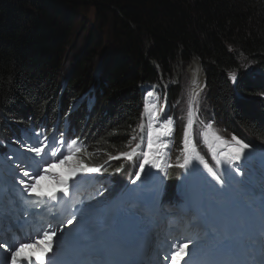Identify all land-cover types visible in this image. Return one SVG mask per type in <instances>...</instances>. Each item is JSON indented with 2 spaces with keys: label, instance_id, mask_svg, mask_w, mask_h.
<instances>
[{
  "label": "trees",
  "instance_id": "trees-1",
  "mask_svg": "<svg viewBox=\"0 0 264 264\" xmlns=\"http://www.w3.org/2000/svg\"><path fill=\"white\" fill-rule=\"evenodd\" d=\"M90 7L99 24L72 62L76 22L88 28ZM111 8L120 13L110 19L114 44L104 53L93 30L110 26ZM143 31L153 40L149 51ZM182 47L186 62L198 55L206 64L202 121H216L225 139L238 136L264 149V0H0V127L8 135L13 127L28 128L55 142L71 137L92 153L79 154L88 164L116 156L141 135L142 87L160 77L154 63L170 73V59ZM189 95L188 85L170 91L176 134L163 204L179 200L183 169L175 165L183 159ZM203 129L197 119L196 149L213 165Z\"/></svg>",
  "mask_w": 264,
  "mask_h": 264
},
{
  "label": "snow or ice",
  "instance_id": "snow-or-ice-1",
  "mask_svg": "<svg viewBox=\"0 0 264 264\" xmlns=\"http://www.w3.org/2000/svg\"><path fill=\"white\" fill-rule=\"evenodd\" d=\"M232 79L235 81V75H233ZM152 95V93H149V96ZM193 99H195V97ZM155 109V103L146 105V111L151 114L146 135L147 150H143L140 143H137L132 147V141H130L128 145L130 151L120 152L116 156H112L111 154L108 155L109 160H118L123 157L128 161H132L133 158L138 155L139 150V155H142V161L138 162L139 171L135 173L137 180H139L141 174L145 172L146 166L163 171L164 176L169 175L164 164L165 156L163 150L169 148L170 140H165L164 137L172 136L174 131V121L172 117L168 116L159 127H156L160 114L155 111ZM193 117L194 111L190 106L188 110V120L182 138L183 148L181 149V154L183 159L182 162H180V157H177L178 163L175 166L180 169L188 170L189 165L193 164L194 160L198 161L200 165H203V168L212 179L215 180L217 184L223 186L226 183L225 178L218 174L212 166H209L208 162L196 149V145L192 139ZM138 127L141 132H144L145 125L143 123ZM212 128V124L206 125L205 131L202 135L205 143H209V135H211L216 144L224 149L223 151L217 152V149L209 144L210 151H212L214 157H219L216 159V165L219 166L222 160L227 165H235L236 162L241 160L245 149L249 146L234 136L232 137L234 144L229 143L216 132L212 131ZM132 140H136V137L133 136ZM61 144L68 150L66 155L63 153H59L58 155L53 149L51 151V156L56 159L45 161L43 166L37 162L36 170L33 172L27 170L23 171L22 175L27 179H21L19 183L23 186V191L29 196L35 195L40 200L47 198L48 200L56 201L58 199L57 192L63 193L64 196L69 194V181L71 180L73 184H75V178L78 174L97 173L101 171L103 167L102 165L100 167H90L84 163L79 154L83 153L84 155L91 157L92 153H89L86 148L77 146L76 140H72L71 142L61 141ZM30 151L39 157L45 152V149L32 147ZM60 156H62V158H59ZM171 166L172 165H167V167ZM122 167L123 165H121V168ZM195 167L196 166L193 165V170H195ZM121 168H117L116 171H120ZM235 171L240 173L238 165L236 166ZM44 183L50 185L47 190H45ZM67 223L72 224L73 220L69 219ZM37 235L39 236L40 234ZM56 236V231H43L42 236L35 240H32L31 237H29L28 241L12 243L5 241L0 243V249L5 253L4 264H9V256L10 264H45L46 257L53 250L54 238ZM192 243L193 242L190 240L186 242H176L171 246L174 250L169 254H165L164 259L168 261V264H181V261H184V264H187L185 257L188 255V250ZM49 264H51L50 261Z\"/></svg>",
  "mask_w": 264,
  "mask_h": 264
},
{
  "label": "rangeland",
  "instance_id": "rangeland-1",
  "mask_svg": "<svg viewBox=\"0 0 264 264\" xmlns=\"http://www.w3.org/2000/svg\"><path fill=\"white\" fill-rule=\"evenodd\" d=\"M111 9L109 11H107V13L109 14V17H110L109 20H108V23H110V26H104V30L103 29H99V30H96V31L93 30L95 35L98 38L101 37L102 41H103V44L106 45L105 46L106 50L104 51V53L107 52L108 48L111 45L114 44V41H113V38H112L113 26L111 25L110 19H112L111 17H113L112 16L113 13L115 15H116V13H118V14L120 13L119 9H117V8H111ZM89 10H91V11H89ZM89 10H88L89 11V14H88L89 18H87V20L89 19L88 20L89 22L87 21L88 23H84L86 25V27H88V28H85V30L82 31V30H80V26H79L80 22L78 21L79 24H77V22H76V28L78 29V33H75V35H74L75 44H74V47H72V49H71V51L69 53V56L72 59V62H73L75 57L76 58L79 57V54H78L79 52L78 51H79V49H82L81 43H83V44L85 43V41L87 39L86 36L89 34L90 30L93 29V28L97 29L98 24H99L98 19H95V17H94L95 16L94 7L93 8L90 7ZM133 28L135 30H138L137 27H133ZM141 39L143 41L144 48L149 51L152 48V46H153L152 38L150 37V35L147 32L143 31V33L141 34ZM180 49L181 50L176 53L178 55L175 58H171L170 59V63H169L170 64V70H171L170 73H165V71H163L162 68L155 66L156 69H158L159 72H160V75H159L160 77H159L158 82L160 81V82L164 83L163 87L164 88L166 87V88L169 89V94H170V91L172 90V88L174 86H179L181 84L182 85H188V88L190 89L191 83H192L191 74L187 70V66L190 65L191 61L194 58H196V56L194 55V57L189 62H186L184 60V47H182ZM199 61L201 62L202 67H204V70L207 71L206 64H204V62L201 59H199ZM69 64H70L69 65V67H70L72 64H71V62ZM246 64H251V63H249V62L247 63L246 62ZM178 65H181L182 71L180 72L179 76H176V81L174 82V80H173V78L175 77L174 70L176 69L175 67H177ZM95 66L97 67L98 65L96 64ZM66 70H67V68H66ZM206 71H205V75H206L205 78H207ZM67 73H68V71L66 72V75H67ZM65 81H66V79H64V82ZM171 81H172V83L169 85V83ZM206 83H207V79H206ZM150 87L151 86L145 87V98L144 97L143 98L145 100L146 105L152 104L151 102H147L146 101L147 96H148V94L150 92ZM159 89H160L159 86H155V88H153L151 90V93L153 94V96L157 98V101L155 102V104H156L155 111H157V108H158L159 104L164 102L163 100H166V97H167ZM85 95H87V94H85ZM85 95H83L82 97H84ZM190 97H192V92H190ZM181 104L182 105L185 104V96H183V92H181ZM190 106H191V108L194 111V118H195V115L198 114L197 110L200 108L198 106V104H197V100H196V102H192L191 99H190ZM169 108H170V104H169L166 116L167 117L168 116L172 117V119H173V121L175 123V117L173 116V114L171 113V110H169ZM150 115L151 114L146 111V106H145V121H144V125H145L146 135H147V131H148V124L150 122ZM200 116H201V118H203L202 114ZM212 125L214 127H216L217 126V122L213 121ZM173 128H174V131H175V126L174 125H173ZM212 131L215 132L216 130L214 128H212ZM173 135L174 134L172 133V138H173ZM0 139H2L1 135H0ZM226 141H228V140H226ZM228 142L234 144V141H232V139H230ZM171 144H173V139H171ZM207 144H208V146H209V144H211L212 147H215L217 149L216 142L212 139L211 135H209V143H207ZM169 148H168V150H169ZM170 150H169V152H168V154L166 156V160H168L167 165H170V161H169ZM112 155H115V154H112ZM9 157L14 159V160H16V161H19L21 164L30 163L31 164L30 165L31 169H34V167H35L30 161L27 160V157L24 154L20 153V152H18L16 154L15 153H10ZM249 158L252 161L251 163H253L255 165H258L262 169H264V155H263V153L262 154H258V153L255 154V153L251 152V154L249 155ZM100 160H103V159H100ZM236 165H239V163H237ZM200 170H202V169L200 168ZM203 172H204V174L206 176L204 174L201 176L199 174V172H197L196 170H193L192 164H191V165H189L188 170H185L184 178H183V191H185L186 193L188 192L187 195H189L188 197H190V198L193 195H195L197 203H198V208L195 209L194 212H190V213H185L182 208H174V207L169 208V210H170L169 213H173L174 211L175 212L176 211H178V212L180 211L178 216L169 217L168 216L169 213L165 214L166 218L162 220L161 227H159V228L154 230L155 243H157L158 246L161 247V249L157 251V256L158 255L162 256L163 264H168V261H166L164 259L165 254H169L172 250H174V248L171 247L172 246V240H173L172 238L177 237V239L181 238V239H185V240H192V242H193L192 244H196L195 245V250L197 248H199V251H202L203 249L206 248L207 245H213L214 247H218L220 244H222V243L226 242V240L230 239L232 234H233V232H232V226H233V223H234V221H233L234 213L233 212H232V215H231L232 216L231 221L226 220V216L223 218V220H218L217 221V226H216L217 232L216 231L215 232H210L209 230L207 232H205L204 229H203V224L197 225V226H196V224L192 225L194 220L201 219L202 223L204 221V218H203V215H202V211L200 209V198H201L200 191L202 190V188H201V179L206 177L207 180H211V176L207 173V171L205 169H204ZM217 172H218V174H220L222 177L225 178L226 185L230 187V183L228 182V179H227V176H229V175H227L226 177H225V175H223L224 169L223 168L222 169H218ZM3 180L7 182L8 186L13 185V183L8 181L5 176L3 177ZM164 181H165V178H164ZM164 181H163L162 187L160 189H158V191H157L158 196H161V194H162ZM260 181L264 182V179L261 178ZM135 183H136V181H135ZM44 184H45V189L47 190L50 187V185H48L47 183H44ZM133 185H131L130 187H132ZM200 188H201V190H200ZM237 188L238 189L242 188V190L244 191V187L243 186L241 187V185H238ZM240 194H243V192L240 191ZM223 196L227 200H232L230 195H228V193L224 192ZM7 197H9V196L5 195V194L0 196V211L2 212L3 215H7V214L23 215L24 212L27 211L26 207L29 206L30 203H28V201L25 198H21V196H19V195L16 196V197H19V198H14V197L7 198ZM24 197H27V196L25 195ZM90 202H91V200H88L86 204H89ZM151 213H153L152 210H151ZM33 214H35V213H33ZM158 214H159V210L155 214V218L156 219L158 218ZM31 216H33V215H31ZM60 217H61V213L59 212V213H57V214H55L53 216V219L54 220L55 219L58 220V219H60ZM211 219H213V215H211ZM55 222H58V221H55ZM209 222L211 224L213 223V222H211V220H209ZM158 223H159V221H157V225H158ZM218 223H220V224H218ZM103 226L105 228H109V225L103 224ZM177 226H178V228H176ZM260 230H261V234H260V238H259L260 240L258 238H256V236H254L256 238V240L251 244V247H253V245L255 247H262L263 248V252H264V225L261 226ZM241 233H242V235H244L245 234V230L241 229ZM157 238H159V239H157ZM163 240H165V242H162ZM176 242L177 241L174 240V243H176ZM195 250L192 249V252L189 253L187 256H190L192 254L197 253ZM193 252H195V253H193ZM252 260L253 261L255 260L254 255L252 256ZM153 262H155V264H156L158 262V257H157V260H154ZM181 264H182V261H181Z\"/></svg>",
  "mask_w": 264,
  "mask_h": 264
},
{
  "label": "bare ground",
  "instance_id": "bare-ground-1",
  "mask_svg": "<svg viewBox=\"0 0 264 264\" xmlns=\"http://www.w3.org/2000/svg\"><path fill=\"white\" fill-rule=\"evenodd\" d=\"M175 68H176L174 70L175 77L173 78L174 82L176 81V76H179L180 72L182 71L181 65H178ZM187 70L191 74V80H192L191 91H192V97L194 98L197 96V94L202 92L205 86V81L208 78H205L206 70H204V67H202L201 62L197 57L194 58L191 61L190 65L187 66ZM171 83L172 81L169 83V85ZM153 88L155 87L150 88L149 93H151V90ZM146 101L155 103L157 101V98L154 97L153 95L149 96L148 94ZM163 101L164 102L160 103L157 108V112H159L160 115H159V120L156 123V127H159L160 124H162L164 119L167 117L166 113L169 107V103L168 100H163ZM235 137L238 138V136ZM164 139L170 140V145H171L172 136L164 137ZM216 147L219 152L224 150L222 147H219L217 144ZM163 152H164V156H166V154L168 153V149H164ZM251 152H253L251 148L248 147V149H245L244 155L241 157V159L245 162V167L243 168V170L241 169V167H239L240 173H237L235 171V168L237 166L236 164L227 165L223 162V160L221 164L224 166L225 172H229L232 177H236L238 175L243 179L244 190L250 192L251 196L254 198V201L260 204V206L264 210V182L260 181L261 178L264 179V169L247 160L246 157H248L251 154ZM164 164L166 167V158L164 160ZM198 164L199 162L194 160L192 166L195 165L196 166L195 168H198ZM199 173L201 174V176L203 175L202 170L200 172V168H199ZM109 178L110 177H105L104 179H109ZM164 178L165 176L163 171H159L155 168H151L150 166H146V170L144 173L141 174L140 179L139 180L136 179L135 180L136 183L134 182L135 184L133 183L134 185L132 184L133 186L130 187L120 197L115 217L110 224V230L107 232V234L103 237V239L100 242H97L95 247L96 251L101 253L104 262H106L109 257H115L120 253L125 254L130 262L136 256L138 250L142 249L140 246L136 251L133 249V248L136 249V245L132 244V238L135 237L134 235L136 234L138 235L141 234V239L142 238L144 239L145 235H147V233L149 232L151 228V221L153 215L158 210L160 197H161L158 196L157 191L162 187ZM201 186H202V209H203L204 218L207 221L210 215L209 206L207 204V199H208V193L206 190L207 184L203 182ZM151 210L153 213H151ZM240 235H241V231L239 228H237V230L234 232V236L237 237ZM143 239L142 242L138 244H144ZM231 244L232 241L221 245L216 250L217 254L222 257L223 264H243L232 257L231 249H233V245ZM213 252H214L213 247L209 246L204 249L203 255L206 259V264H209V260L213 256ZM51 256L53 259H55L54 264H57L60 255H56V256L51 255ZM52 258L49 257L48 259H52ZM72 260L73 262L76 261L75 255L72 257ZM129 262H127L126 264H128Z\"/></svg>",
  "mask_w": 264,
  "mask_h": 264
},
{
  "label": "clouds",
  "instance_id": "clouds-1",
  "mask_svg": "<svg viewBox=\"0 0 264 264\" xmlns=\"http://www.w3.org/2000/svg\"><path fill=\"white\" fill-rule=\"evenodd\" d=\"M196 57H198V59H201L198 55H195ZM202 60V59H201ZM155 64H157V63H154V66H156ZM157 67H160L158 64H157ZM161 68V67H160ZM157 71H158V73H159V75H160V72H159V70L157 69ZM158 84V81L157 82H155V83H153V84H150V85H144L143 87H142V95L144 94V91H145V87H147V86H153V85H157ZM161 92H163L167 97H166V100H168V103L170 104V108H169V110H171L172 111V97L170 96V94H169V89L168 88H162L161 89ZM143 97H144V95H143ZM143 100H144V98H143ZM130 141H132L133 142V140L131 139ZM128 147V146H127ZM127 147H126V149L124 150V151H122V152H125L126 150H127ZM120 153V152H119ZM86 164H88L87 162H89L90 160H88L87 158H86V160H83ZM116 162V163H118V164H122L123 165V163L125 162V160H124V158L123 157H121V159H118V160H111L110 162H109V158H108V156L106 157V158H104L103 160H99L97 163H100V162H107L108 164H111L112 162ZM95 163L94 162H92L91 164H88V165H94ZM123 168H125V166L123 167ZM123 168H122V170H123ZM105 172V171H104ZM118 196H121V195H123V193L121 192L120 194H117ZM97 215H100V213H97ZM104 216H105V225H109L110 223H111V221L113 220V218H111L110 216H109V214H103ZM76 216V215H75ZM80 222V218H79V216H76L75 217V219L73 220V223L72 224H68L67 226H64V228H63V232L65 233V234H67V235H72V236H75V230H76V228H75V226H76V224L77 223H79ZM78 234V233H77ZM62 243V245H64L67 241L65 240V236H64V239L62 240V241H59L58 242V244L59 243ZM64 255H67V253L66 252H64ZM61 257H63V255L61 256Z\"/></svg>",
  "mask_w": 264,
  "mask_h": 264
},
{
  "label": "water",
  "instance_id": "water-1",
  "mask_svg": "<svg viewBox=\"0 0 264 264\" xmlns=\"http://www.w3.org/2000/svg\"><path fill=\"white\" fill-rule=\"evenodd\" d=\"M157 66V64H155Z\"/></svg>",
  "mask_w": 264,
  "mask_h": 264
}]
</instances>
